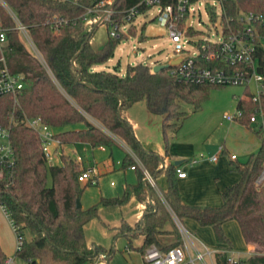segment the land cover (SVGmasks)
<instances>
[{
    "label": "trees",
    "instance_id": "obj_1",
    "mask_svg": "<svg viewBox=\"0 0 264 264\" xmlns=\"http://www.w3.org/2000/svg\"><path fill=\"white\" fill-rule=\"evenodd\" d=\"M4 1L28 27L46 63L26 46L20 31L15 28L13 16L0 3V21L7 29L4 47L7 63L11 71L22 74L24 81L17 101L11 95L0 98V121L11 126V141L16 155L12 174L5 172L0 178V201L6 205L19 241L15 255L26 260L27 264L94 263L106 250L102 245L88 244L85 225L99 216V204L121 206L135 195L145 204L143 219L135 226L123 220L115 232L116 237L125 235L135 250L143 252L152 243L168 250L182 243L171 208L183 223L189 217L202 225H211L219 244H231L223 223L237 220L245 241L252 245L253 253L247 258H239L235 264H264V184H255L264 165V137L258 152L245 163L235 165L242 178L222 190L221 205H189L182 201L177 180L179 165L161 167L163 157L143 147L126 116L127 109L138 101L146 100L153 108L157 100L164 97L168 111L163 121V133L168 143L167 127L174 126V131H177L183 122L180 100L199 107L209 96L212 86L223 85L180 80L170 74V66L153 71L152 66L142 62L129 64L125 74L107 69L94 70V64L105 62L114 55L124 34L120 32V37L109 34L102 47L93 45L91 39L102 22L88 25L83 16L89 7L101 0ZM139 1L113 0L114 16L121 20L125 11ZM173 1L163 0V3ZM149 8L147 5L140 7L143 12ZM222 10L221 22L226 33L229 24L235 30L241 26L235 19L228 23V18L241 10L264 13V0H222ZM213 15L212 12L211 18ZM58 22L62 24L60 32L56 33L53 27ZM187 34L197 36L200 31L190 26ZM207 43L203 39L199 41L202 54L206 56L209 50L203 47ZM206 56L200 60L206 66H227L220 58L211 60ZM261 62L264 63V59ZM238 106L244 107L246 112L241 121L248 123L253 102L240 99ZM26 116H41L46 123L60 128L56 136L60 140L61 164H48L41 138L26 125ZM174 116L176 121H167ZM116 137L130 146L154 176L159 172L167 173L169 186L162 192L166 201L145 181L138 160L127 152L123 165L126 168L135 166L138 181L127 183L122 195L102 196L99 202L87 208L77 205V200L91 181L79 180V174L87 166L65 152L64 145L112 146L117 143ZM140 236L143 241L136 245L135 239ZM7 258L0 244V264H5ZM105 260L109 263L107 258ZM102 261L97 264H103ZM216 264H231L228 254L217 252Z\"/></svg>",
    "mask_w": 264,
    "mask_h": 264
},
{
    "label": "rangeland",
    "instance_id": "obj_2",
    "mask_svg": "<svg viewBox=\"0 0 264 264\" xmlns=\"http://www.w3.org/2000/svg\"><path fill=\"white\" fill-rule=\"evenodd\" d=\"M191 9L190 15L186 20L187 25H192L200 31V34L197 36L183 34L182 43L184 50L181 52L175 51L174 42L169 35V29L161 25L157 20L156 16L160 11V6L154 5L147 11L137 15L133 22L121 24L120 32L124 34L121 35V40L115 48L114 55L105 62L94 64L93 69H107L117 71L119 74H125L129 64L140 62L150 66L169 64L177 58L196 56L200 50V39L221 41L224 38V25L221 22L222 0H193ZM212 12L214 13V18H211ZM90 24L88 23V25ZM112 29L113 27L110 24L102 22L91 39L93 45L98 48L102 47ZM23 40L26 46L38 56L35 46L31 45L25 37ZM246 94L248 92L244 86L227 84L212 86L209 90V96L199 107H196L192 102L180 100L179 110L183 111L180 114L183 122L177 131H174V126L167 127L169 139L172 138V135H177L179 140H184V136H189L199 129L201 134L207 138L206 142L203 139L196 141L203 150L200 153V157L204 156L206 158L205 156L214 155L217 149L223 146L225 153L222 156L229 159V155L235 153L240 156L237 162L245 160L246 155L243 152V148L245 149L248 144H257L261 135L251 131L245 123L228 121L224 118V114L235 112L239 100ZM127 114L131 121L137 124L136 131L139 132L140 136L151 134L150 136L156 138L154 136L157 133L158 138H163V115L149 114L145 100H140L128 108ZM185 114L186 118H183ZM92 120L96 122L94 119ZM176 120L177 118L174 116L167 121L171 123ZM106 148V152H101L99 149L95 150L97 163L92 157L90 146L87 145L84 148L81 145L77 151L84 158L87 167L103 168V172L98 176L96 182H91L85 187L80 198L83 207H89L99 202L102 196L122 195L126 182L138 179L136 171L128 170L123 165L125 151L127 150L125 142L117 139V143L112 146H106ZM206 152L208 153L206 154ZM53 161L55 163L60 162V157L54 158ZM113 162L114 169L106 171L104 164L108 165ZM111 181H114L115 185H112ZM99 209L100 216L91 219L85 226V235L88 242L104 246L109 264H142L141 253L130 246L126 236L120 235L116 237V228L114 227L119 224L122 216L134 220L140 213L141 208L135 195H132L122 206L99 204ZM2 213L4 214V210L0 206V231L4 233L9 246L14 247V251L7 256L8 258L13 257V264H26L23 258L15 255L17 235L9 219L5 214L2 217ZM172 219L173 221L175 220L173 215ZM185 225H187L188 230L195 232L188 222ZM27 235L29 236L30 233L28 232ZM204 242L209 246H213L206 241ZM237 242H242L239 246H244L242 240ZM245 255V252H243L242 256Z\"/></svg>",
    "mask_w": 264,
    "mask_h": 264
},
{
    "label": "built area",
    "instance_id": "obj_3",
    "mask_svg": "<svg viewBox=\"0 0 264 264\" xmlns=\"http://www.w3.org/2000/svg\"><path fill=\"white\" fill-rule=\"evenodd\" d=\"M192 1L175 0L164 4L163 0H141L136 5L127 9L122 19L119 20L114 16L113 0H101L93 7L88 8L83 19L87 23L98 22L102 19V22H106L113 27L110 30V35L119 37L121 24L133 22L135 17L143 12L140 9L142 5L149 7L159 5L160 11L156 18L161 25L169 29V35L174 42L175 51L181 52L184 50L182 35H188L187 29L192 26L187 25L186 22L192 10ZM0 3L13 16L16 22L15 28L20 31L23 38L25 37L31 45L35 46L36 49H34L37 50V55L45 63L44 58L30 36L28 27L19 20L4 0H0ZM234 19L241 26L235 30L229 24V30L226 33L223 30L225 36L221 41H208L203 47L204 50H209L207 56L202 54L203 49L200 48L196 56H187L181 58L177 63H172L169 67V72L180 80L193 83H210L215 85L239 84L244 86L248 94L244 95L241 99L245 102H253L254 104L253 110L249 115V123L254 126L263 138L264 63L261 61L264 59V13L241 10L237 15L228 18V23ZM64 22H67V20ZM61 24L62 22L55 23L53 27L54 32H60ZM6 42L7 29L2 26L0 21V98L4 95H11L17 101L24 86V81L21 73L11 71L8 66L4 50ZM205 56L211 60L220 58L227 66H206L200 61ZM245 113L244 107L238 106L235 112L224 114V118L228 121H241ZM24 122L39 134L48 164H55L53 159L60 157L58 151L60 140L56 136L57 131L55 127L46 123L41 116H26ZM223 150L224 147L220 146L218 152H222ZM131 153L142 167L145 180L157 189L165 200L162 191L158 188L155 176L142 164L133 151ZM217 155L218 153L213 155L211 159L216 160L218 158ZM231 157L236 159L237 155L233 153ZM77 160H82V156L78 155ZM196 161L197 159H192L190 163H195ZM15 167L16 155L11 141V126L0 121V178H2L5 172L12 174ZM131 167L135 169V166ZM177 173L179 177H185L187 174L180 166L177 167ZM98 176V169L95 166H90L86 167L79 174V180L81 182H96ZM255 184L257 186L264 184V165L255 179ZM0 206L7 213L15 229L13 221L6 210V205L0 201ZM172 213L181 232L182 243L168 250H163L154 243L148 245L142 253V264H216V253L220 251L228 254L229 263H238L239 258L230 255L226 249L220 250L211 247L198 239L173 211ZM18 247L19 241L17 240ZM106 258V253L101 252L99 260L89 264H97L102 260L103 264H108L106 260L104 261ZM12 262L13 257H9L6 259L5 264H12Z\"/></svg>",
    "mask_w": 264,
    "mask_h": 264
},
{
    "label": "crops",
    "instance_id": "obj_4",
    "mask_svg": "<svg viewBox=\"0 0 264 264\" xmlns=\"http://www.w3.org/2000/svg\"><path fill=\"white\" fill-rule=\"evenodd\" d=\"M91 42H92V40H91ZM152 68H153V66H152ZM145 102H146L148 113L149 114H162L163 115V121H164V117L166 114V111L164 110L165 98L160 97V99L157 100V102L153 108L148 105L146 100H145ZM126 116H127L128 120L132 123L134 130H135V133H136L137 137L139 138V140L141 141L143 147L146 150L154 152L156 154H159L163 157L164 160L162 162L161 167L168 166L170 164H176V162L179 160L181 161L179 164H176V165H179L180 167H182V169L185 170L187 172V174L185 177H179L178 176L177 180H178V185H179V188H180V191L182 194V201L185 204H189V205H210V206L221 205L223 202L222 190L224 188H226L228 185H231V184L238 182L242 178L241 172L235 168V165L237 163H245L250 158V156L252 154L259 151V149L262 145V137L259 138V141L257 144H251V145L248 144V146L246 145L247 148H246V146H245V149L243 148V152L246 155L245 156L246 159L241 161V162H237L239 157H240L239 155H237L236 159H233L231 157V155H229V159L222 156V155H224L225 150H223L222 152H218L219 148L217 149V152H216V154L218 153V155H217L218 158L216 160L211 159L213 156L211 154H210L211 156H205L206 158H204V156H202L203 157L202 158V157H200V155H201L200 153L203 152V150L196 143V141L199 139H203L204 142H206L207 138L204 137L205 135L201 134L199 129L197 132H195V133L193 132L189 136H184V140H179L178 139L179 136L172 135V138H170L168 143H166L165 139H164V133H163L162 139L158 138L157 133L154 136L156 138H153L152 136H150L151 134L148 136H140V134H138L139 132L136 131L137 124H135L134 122L131 121V119L128 117L127 112H126ZM240 122L243 123L242 121H240ZM245 124H246L247 128H249L251 131H255V133H257L256 129L254 128V126L252 124H250L249 122L245 123ZM78 127H79V125H78ZM55 129L57 132L60 130V128H57V127H55ZM117 139L120 141H123L119 138H117ZM81 145L84 146V148L87 145L90 146L92 154H93L92 157L95 161H96L95 150L99 149V151H101V152L107 151V148L104 145L98 146V147H92L91 145L85 144V143L65 144L64 150H65V152L72 154L73 157L77 158V156L80 155L77 151L79 149V146H81ZM126 148H127V150L125 151V155L127 152H132V149L130 148V146H128V144H126ZM58 151H59V153L61 152V146L58 147ZM207 153L208 152H206V154ZM192 159H197V161L195 163H190V160H192ZM81 161L86 165L83 157H82ZM95 163H97V161ZM55 164H61V157H60V162H56ZM104 166L106 168L105 169L106 171L112 170V169H114V162L112 164H108V165L104 164ZM127 169L136 171L132 167H128ZM98 171H99V175L102 174L103 168L98 167ZM155 179L157 181L158 188L160 191L163 192V191H166L168 189L169 181H168V176H167L166 172H159L155 176ZM137 181H138V179L136 181H127L126 184L129 182L130 183H136ZM112 182H114V181H111V184L115 185V182L114 183H112ZM136 199L139 202V206L141 208L140 213L138 214V216L134 220H130V219L122 216L119 224L114 226L116 229H117V227L120 226V224L122 223L123 220H125L130 225L135 226L138 221L143 219L145 204H143L137 197H136ZM84 208H87V207H84ZM169 209H170L171 214L173 215V213H172L173 210L171 208H169ZM4 214L9 219V217L5 211H4ZM4 214L3 213L1 214L2 217L4 216ZM99 216H100V209H99ZM6 217H4V218H6ZM9 221H10V219H9ZM186 222L189 223V226H191V228L195 232H192L190 230L189 231L193 235H195L198 239H200L202 241L204 240L207 243L213 245L211 247H214V248H217L220 250L226 249L227 251H229L230 255H233L237 258H247L253 253L252 245L248 244L245 241L244 236H243L242 231H241V228L239 226V223L235 219H230V220H227L223 223V229H224L226 235L228 236V238L231 240V244H228V243L219 244L216 240L215 232H214V229L211 225H202L197 220H195L193 218H189V217H186L184 219V224ZM174 223L178 227L176 220H174ZM186 227H187V225H186ZM86 240H87V238H86ZM238 240H242L244 243L243 244L244 246H242V247L239 246L242 242H237ZM127 241H128V239H127ZM142 241H143V238L141 236L137 237L135 239V243L137 242L136 245H140L142 243ZM87 242H88V240H87ZM128 243H129V241H128ZM0 244H1L3 250L5 251V253L7 255L10 252L14 251V247L9 246V243L6 240L4 233L2 231H0ZM88 244H90V243L88 242ZM91 244H96V243H91ZM237 246H238V248H237ZM242 251L245 252V254H246L245 256H242V253H243ZM140 253H141V263H142V260H143L142 253L143 252H140ZM25 262L27 264L26 260H25ZM12 264H13V262H12Z\"/></svg>",
    "mask_w": 264,
    "mask_h": 264
},
{
    "label": "water",
    "instance_id": "obj_5",
    "mask_svg": "<svg viewBox=\"0 0 264 264\" xmlns=\"http://www.w3.org/2000/svg\"><path fill=\"white\" fill-rule=\"evenodd\" d=\"M100 22H102V19H100L99 21H98V23H97V25L100 23ZM181 60V58H177V59H174L171 63H169V64H156V65H154L153 66V71H159L160 69H162V68H164V67H168V66H170L172 63H177V62H179ZM164 110L167 112L168 110H167V108H166V101H165V106H164ZM181 161L179 160V161H177L176 162V164H179ZM146 181V180H145ZM147 182V181H146ZM150 199H151V195H150ZM77 205L80 207V206H82V203H81V201H80V199L79 200H77ZM29 264H33V263H29ZM109 264V263H108Z\"/></svg>",
    "mask_w": 264,
    "mask_h": 264
}]
</instances>
